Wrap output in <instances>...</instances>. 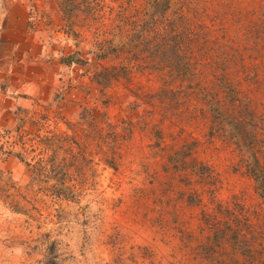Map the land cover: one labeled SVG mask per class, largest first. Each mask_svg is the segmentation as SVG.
<instances>
[{"label":"rangeland","instance_id":"obj_1","mask_svg":"<svg viewBox=\"0 0 264 264\" xmlns=\"http://www.w3.org/2000/svg\"><path fill=\"white\" fill-rule=\"evenodd\" d=\"M77 2L30 0L82 60L0 119V264H264V0Z\"/></svg>","mask_w":264,"mask_h":264},{"label":"crops","instance_id":"obj_2","mask_svg":"<svg viewBox=\"0 0 264 264\" xmlns=\"http://www.w3.org/2000/svg\"><path fill=\"white\" fill-rule=\"evenodd\" d=\"M51 37L32 25L30 0H0V119L7 125L17 108L51 102L60 91L61 70L73 63Z\"/></svg>","mask_w":264,"mask_h":264},{"label":"trees","instance_id":"obj_3","mask_svg":"<svg viewBox=\"0 0 264 264\" xmlns=\"http://www.w3.org/2000/svg\"><path fill=\"white\" fill-rule=\"evenodd\" d=\"M66 6L68 7V13L70 14L71 17H77L79 15V12L81 11L80 8H79V0H62ZM97 2V0H88V4L90 5H94L95 3ZM166 5V4H165ZM93 7L91 6L90 7V10L92 9ZM80 17V16H79ZM106 52H102L101 55H105ZM82 58L78 57V56H74L73 54H69L68 58H67V61L69 63H76V62H79L81 61ZM18 128V127H17Z\"/></svg>","mask_w":264,"mask_h":264}]
</instances>
